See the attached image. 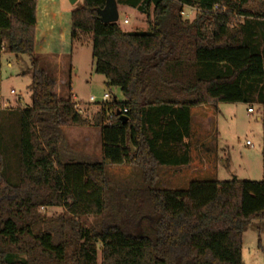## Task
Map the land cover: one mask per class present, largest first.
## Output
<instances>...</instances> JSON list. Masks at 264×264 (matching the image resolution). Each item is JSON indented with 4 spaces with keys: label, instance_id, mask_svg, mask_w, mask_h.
<instances>
[{
    "label": "trees",
    "instance_id": "trees-1",
    "mask_svg": "<svg viewBox=\"0 0 264 264\" xmlns=\"http://www.w3.org/2000/svg\"><path fill=\"white\" fill-rule=\"evenodd\" d=\"M36 2L0 0V55L29 56L31 78L30 105L0 110V264H243L242 235L264 221V180L121 187L105 167L129 164L152 182L157 167L189 163L177 148L192 107L264 106V0H115L146 17L131 32L101 21L106 0H81L71 43L90 38L94 72L123 96L91 119L58 95L35 52ZM87 125L99 128L100 160L62 162L61 129Z\"/></svg>",
    "mask_w": 264,
    "mask_h": 264
},
{
    "label": "rangeland",
    "instance_id": "rangeland-1",
    "mask_svg": "<svg viewBox=\"0 0 264 264\" xmlns=\"http://www.w3.org/2000/svg\"><path fill=\"white\" fill-rule=\"evenodd\" d=\"M69 9L78 6L81 0L71 4L63 0ZM64 9V8H62ZM183 17L193 18L194 11L185 9ZM127 18L126 23L123 19ZM116 22L124 31H146V17L136 10L117 5ZM59 62L41 63L48 67L46 72L54 76L59 96L71 95L79 111L92 118L102 102V95L109 93L117 100H123L116 87H108L103 75L93 70L91 42L89 37L69 43ZM54 66V67H52ZM30 57L2 51L0 55V110L23 108L30 105ZM69 79L70 89L65 81ZM13 89L15 95L9 93ZM93 96L94 101H89ZM9 101V107L3 104ZM205 106V105H204ZM251 107L253 112L248 113ZM192 128L195 138L202 142L192 152L190 165L180 168L160 167L155 170L156 178L152 182H143L141 170H130L129 164L106 166L105 175L111 185L134 187L149 185L153 187L182 189L192 180H264V106L243 102H218L206 107L196 106ZM94 125L68 126L61 129L58 142L60 159L66 161H96L101 158V140ZM253 146H248L245 141ZM11 176L16 170V156L12 150L6 152ZM134 168V167H133ZM60 208L47 209V214L58 213ZM91 218L87 225H91ZM241 258L244 264H264V221L253 220L244 235L241 245Z\"/></svg>",
    "mask_w": 264,
    "mask_h": 264
},
{
    "label": "crops",
    "instance_id": "crops-1",
    "mask_svg": "<svg viewBox=\"0 0 264 264\" xmlns=\"http://www.w3.org/2000/svg\"><path fill=\"white\" fill-rule=\"evenodd\" d=\"M72 9H69L68 18L66 14L68 8L66 7V4L64 5L63 0H37L36 2L35 52L44 59V63L46 64L53 63L52 60L54 59L57 63L59 62V59L63 54L64 49L68 47V42L66 40L67 37L69 43L71 44L70 13ZM54 64L55 62L53 63V65ZM45 68L47 70L48 67L46 66ZM204 107H206V105H203V108ZM194 109L195 107H192L190 109L191 133L188 137L183 138L182 142L180 143V147L177 148L178 151H188L190 155L189 163L185 165L163 167L180 168L190 165L192 160V152L202 142L201 138H195V136L192 134V121L194 116ZM97 133L99 134V128L97 130ZM98 160H100V158ZM98 160L96 159V161ZM130 167H132L130 168V170H137V168L134 166ZM246 232L247 230L242 235V244Z\"/></svg>",
    "mask_w": 264,
    "mask_h": 264
},
{
    "label": "water",
    "instance_id": "water-1",
    "mask_svg": "<svg viewBox=\"0 0 264 264\" xmlns=\"http://www.w3.org/2000/svg\"><path fill=\"white\" fill-rule=\"evenodd\" d=\"M74 4L76 0H68ZM100 19L104 23L116 22L117 20V4L115 0H106L103 9L99 11ZM120 119H126L124 115H119Z\"/></svg>",
    "mask_w": 264,
    "mask_h": 264
},
{
    "label": "built area",
    "instance_id": "built-area-1",
    "mask_svg": "<svg viewBox=\"0 0 264 264\" xmlns=\"http://www.w3.org/2000/svg\"><path fill=\"white\" fill-rule=\"evenodd\" d=\"M184 10H185V9L182 10L181 15H183ZM187 10H193V11L195 12V9H193V8H191V9H187ZM213 10H214V11L218 10V6H214V7H213ZM221 11L224 12V11H225V7H222V8H221ZM123 22H124V23L128 22V21H127V18H124V19H123ZM9 93L12 94V95H15V92H14L13 89H11V90L9 91ZM110 99H112V96H111L109 93H104V94L102 95V102L108 101V100H110ZM94 100H95V99H94L93 96H90V97H89V101H92V102H93ZM102 102H101V103H102ZM101 103H100V104H101ZM3 106H4V107H9V101L6 100V102L3 104ZM76 106H77V104H76ZM252 111H253V110H252L251 107H248V108H247V112H248V113H250V112H252ZM125 112H126V109H122V114H121V115H123V113H125ZM117 113H119V112L117 111ZM108 118H109V120H111V119L113 118V113H109V114H108ZM245 144L248 145V146H253L252 143L249 142L248 140L245 141Z\"/></svg>",
    "mask_w": 264,
    "mask_h": 264
}]
</instances>
